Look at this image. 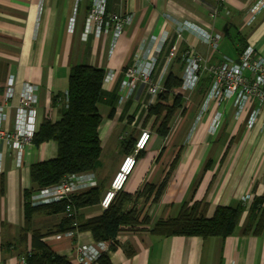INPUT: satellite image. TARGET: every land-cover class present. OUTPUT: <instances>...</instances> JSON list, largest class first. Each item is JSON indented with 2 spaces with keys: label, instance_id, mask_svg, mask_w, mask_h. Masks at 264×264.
<instances>
[{
  "label": "crops",
  "instance_id": "crops-1",
  "mask_svg": "<svg viewBox=\"0 0 264 264\" xmlns=\"http://www.w3.org/2000/svg\"><path fill=\"white\" fill-rule=\"evenodd\" d=\"M258 1L107 0L106 13L131 15L132 21L120 36L112 32L97 36L87 22L92 0H0V108L5 114L2 123L5 131H13L19 96L25 85L35 89L37 131L45 120L60 119V106L53 105V98L67 95L71 68L90 66L105 74L103 94L97 103L101 116L98 128L101 154L105 144L108 150L116 149L118 155L110 170L100 166V156L98 168L91 172L96 186L103 187V182L114 173V165L126 157L123 148L119 154L117 145L132 138L131 133H135L137 140L142 130H148L150 138L143 150L144 157L136 161L127 175L124 193L135 195L146 183L157 187L178 151L179 159L157 202L152 203V196L140 197L128 202L126 210L135 208L151 220H165L174 217L183 202H205V216L211 218L216 207L235 208L248 197L242 203L245 210L234 233L224 239L159 237L144 231L145 226L124 229L117 235L113 250L107 243V249L99 251L107 254L111 264H264V229L258 236L242 233L252 201L255 197L264 198V105L252 102L239 116L230 103L212 105L203 114L202 103L211 84L209 77L201 73L189 99L187 94L182 95L184 102H188L184 104V112L175 114L167 136L161 137L156 133L153 116L144 122L146 91L139 87L133 97L121 99L119 90L123 71L132 63L134 53L137 50L150 53L152 46L159 44L166 34L177 41L178 52L164 79L168 74L181 79L184 65L181 57L188 49L208 66H217L223 58L236 60L238 50L247 46L264 58V6L252 20L250 13ZM176 23H190L207 34L219 33L222 38L216 48L191 31L182 32L177 39ZM163 53L158 57L157 73L163 66ZM9 80L12 97L6 99ZM192 96H196L194 104L188 107ZM256 108L259 110L256 121L248 129V117ZM217 111L223 112V118L212 135L208 123ZM121 134L124 136L120 140ZM56 155L57 145L53 141L35 145L29 138L22 141L21 150L0 141V264H24L23 256L30 250V233L25 242L20 241L24 192L32 188L29 168ZM160 158L168 163L162 175L160 170L164 166ZM208 163L211 165L204 171ZM108 188L103 187L101 199ZM101 213L98 204L78 214L89 219ZM63 216L35 215L32 228L44 235L42 241L54 254L75 263L77 244L98 247L90 232H73L70 237L53 234Z\"/></svg>",
  "mask_w": 264,
  "mask_h": 264
},
{
  "label": "trees",
  "instance_id": "trees-1",
  "mask_svg": "<svg viewBox=\"0 0 264 264\" xmlns=\"http://www.w3.org/2000/svg\"><path fill=\"white\" fill-rule=\"evenodd\" d=\"M245 48L238 50V56ZM104 78L103 70L90 66L72 67L69 72L66 97L58 95L53 98V105L60 106V119L56 122L45 120L32 136V142L35 145L46 141L55 142L57 155L51 160L32 164L29 168L32 188L24 192V221L20 241L25 242L27 233H30V250L23 256L24 264H77L69 261L67 257L54 254L42 241L44 235L33 230L32 219L38 214H63L53 234L90 232L95 243L110 242V251L114 249L116 237L121 231L135 230L139 226H145L144 231L159 237L179 236L202 239L219 237L224 239L232 235L245 210L242 203L235 208L218 206L211 218L205 216L207 207L205 202L191 204L183 202L177 214L165 220H151L135 208L125 209L128 202H133L140 197L148 199L152 196V203L158 201L177 164L180 151L175 155L157 187L146 183L135 195H128L121 189L115 194L109 207L102 210L98 216L83 219L78 213L82 209L97 206L100 203L103 190L101 186H95L71 196L69 202L72 209L69 215L66 214V206L69 204L66 200L51 204L31 205L30 197L38 190L57 185L65 177L93 172L98 168L102 148L98 133L101 116L97 110V103L103 94ZM181 84L180 78L168 74L164 80V91L158 95L156 103L148 108L144 122L153 116L156 133L161 137L167 136L169 125L175 114L180 110L184 112V99L180 93L175 92ZM111 114H113V108L110 116ZM134 144L135 141L132 138L123 144L122 152L125 156L132 153ZM228 148L229 145L223 159ZM143 155L144 151H139L135 160H139ZM210 165L208 163L203 170L206 171ZM263 202V197H255L252 201L242 230L243 234L252 233L258 236L262 233L264 229ZM92 264L111 263L107 254L103 253L96 263Z\"/></svg>",
  "mask_w": 264,
  "mask_h": 264
},
{
  "label": "built area",
  "instance_id": "built-area-1",
  "mask_svg": "<svg viewBox=\"0 0 264 264\" xmlns=\"http://www.w3.org/2000/svg\"><path fill=\"white\" fill-rule=\"evenodd\" d=\"M78 1V0H77ZM107 0H92L88 14L87 22L90 23V29L94 35H102L107 32H112L116 36H120L132 21L131 15L126 14H108L106 13ZM264 6V0H259L250 9L253 16L259 12ZM175 36L181 38L182 32L191 31L195 35L203 38V41L208 45L216 48L222 36L219 33L207 34L206 31L190 23L175 24ZM156 48V49H155ZM154 50L156 54L154 55ZM137 50L134 53L133 61L129 66H126L123 71V80L120 84V98L133 97L137 88L141 87L146 91L147 102L144 103V109L147 113L149 106L154 105L158 95L164 91V76L168 65L176 58L178 52L177 41L170 40L164 35L159 44L152 46L150 53L144 50L142 53ZM163 53L165 59L162 62L161 70L157 73V61L159 55ZM147 53V54H146ZM166 53V54H165ZM184 62L181 75V87L178 89L181 95H188L194 90L197 85L201 73L209 77L210 88L205 95L202 103V113L205 114L212 105L219 106L221 104L230 103L235 109V115L239 116L243 111L250 108L252 102L264 105V58L259 56L253 50V47L247 46L236 60L223 58L217 66H208L202 62V58L191 49L185 50L181 57ZM238 62V63H237ZM164 63V64H163ZM153 79V76H155ZM8 89L6 99L12 97L11 85L12 81H8ZM25 89L19 96V103L16 110V121L12 132H7L3 129L2 123L5 120L0 108V141L10 145L11 148L21 150L22 141L31 138L36 131L34 123L36 117L35 105L36 93L32 85H25ZM178 90H175V92ZM178 92V93H179ZM66 97V95H65ZM184 100H186L183 97ZM187 99V100H188ZM145 113V114H146ZM259 110L252 109L248 117L246 127L248 129L254 126ZM223 118V112L217 111L208 123V132L215 134L218 130ZM198 119L201 120V117ZM150 132L142 130L138 139L134 144L132 153L126 156L123 160L120 170L128 162V172L132 170L136 163V155L139 151L145 150ZM127 175V174H126ZM115 180L110 185L109 190L103 195L99 206L102 210L107 209L112 203L115 194L122 189L124 180L115 186ZM96 186L93 173H81L73 176H68L54 186L46 187L33 193L30 197L31 205L51 204L61 200L69 202V198L74 194L86 191ZM248 197L242 199L244 204ZM72 205L66 206V214L69 215ZM75 225V223H74ZM65 236H73V232H67ZM110 242L96 243L97 249L92 246L76 245L74 247L75 263L77 264H92L101 256L100 250L103 252L107 249Z\"/></svg>",
  "mask_w": 264,
  "mask_h": 264
},
{
  "label": "rangeland",
  "instance_id": "rangeland-1",
  "mask_svg": "<svg viewBox=\"0 0 264 264\" xmlns=\"http://www.w3.org/2000/svg\"><path fill=\"white\" fill-rule=\"evenodd\" d=\"M178 92H179V90H178ZM179 93L181 94V92H179ZM195 98H196V96H194V97L192 96L191 97V101H190L191 103H189L187 105L188 107H191L194 104V101L193 100ZM187 103L184 102V104H187ZM131 135H134V136H131ZM131 135L130 136L135 141L136 138H137L136 135H135V133L134 134L131 133ZM123 136L124 135L121 134L119 136V139L121 140V138H123ZM117 147L119 149L118 150L119 151V154L121 155L120 151H121L123 145H120V146L117 145ZM102 152H103V155L101 154L102 155V160H101V163L99 162L100 163V166L103 165V168H105L106 170L112 169V165L115 164V159L117 160V158H118L117 150L116 149H112V148L108 150V149H106V145L103 144V151ZM121 162L122 161H119L117 163L118 165L117 164L114 165L116 167V169L114 170V173L112 175L108 176L107 179L103 182V187H109L110 188V185H111V182H112L113 178L115 177L116 173L119 171V166L121 165ZM159 162H161L162 167L164 166V168L160 170V174L162 175L167 170L168 163H165V160L164 159H161V158L159 159ZM132 178H133V176H131L129 179L131 180ZM109 188H108V190H109Z\"/></svg>",
  "mask_w": 264,
  "mask_h": 264
},
{
  "label": "bare ground",
  "instance_id": "bare-ground-1",
  "mask_svg": "<svg viewBox=\"0 0 264 264\" xmlns=\"http://www.w3.org/2000/svg\"><path fill=\"white\" fill-rule=\"evenodd\" d=\"M122 163L119 166V171L116 173L115 177L112 180V182H113L115 180V178L117 177V179L115 181V186L114 187H116L117 185H119L123 181V179L126 178V174L128 175L131 172V170L128 172V162L123 166L122 170H120V168L122 166ZM112 182H111V185H112Z\"/></svg>",
  "mask_w": 264,
  "mask_h": 264
},
{
  "label": "water",
  "instance_id": "water-1",
  "mask_svg": "<svg viewBox=\"0 0 264 264\" xmlns=\"http://www.w3.org/2000/svg\"><path fill=\"white\" fill-rule=\"evenodd\" d=\"M238 63V62H237ZM127 176V175H126Z\"/></svg>",
  "mask_w": 264,
  "mask_h": 264
},
{
  "label": "clouds",
  "instance_id": "clouds-1",
  "mask_svg": "<svg viewBox=\"0 0 264 264\" xmlns=\"http://www.w3.org/2000/svg\"><path fill=\"white\" fill-rule=\"evenodd\" d=\"M127 177V176H126Z\"/></svg>",
  "mask_w": 264,
  "mask_h": 264
}]
</instances>
